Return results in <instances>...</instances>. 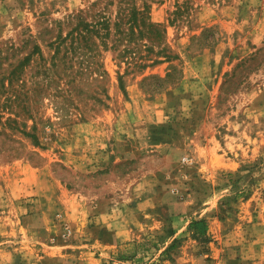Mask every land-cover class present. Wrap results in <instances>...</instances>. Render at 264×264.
I'll return each instance as SVG.
<instances>
[{"label": "rangeland", "instance_id": "374dc122", "mask_svg": "<svg viewBox=\"0 0 264 264\" xmlns=\"http://www.w3.org/2000/svg\"><path fill=\"white\" fill-rule=\"evenodd\" d=\"M115 4L146 10L162 44L63 39ZM23 165L115 195L133 238L90 249L66 194L29 192L0 203V264H264V0H0V169Z\"/></svg>", "mask_w": 264, "mask_h": 264}, {"label": "crops", "instance_id": "0c3cea01", "mask_svg": "<svg viewBox=\"0 0 264 264\" xmlns=\"http://www.w3.org/2000/svg\"><path fill=\"white\" fill-rule=\"evenodd\" d=\"M94 125L97 127L98 122L84 123L81 128L87 129ZM90 133L91 132L86 131L87 135L83 136V138L93 142L96 146H102L100 143L103 137L101 136V138H99L96 136L100 132H96L95 134L91 133V140L88 135ZM42 173L41 169L29 168L26 165H23L22 168L18 167L16 173L13 171L9 173L7 170L0 169V177L3 179H0V196H3V198L0 197V203L4 202L3 199H6L8 203H14V199L18 198L21 194L24 195V193L29 192H34V194L40 197V200L48 201V203L66 194L69 205L73 206L76 203L75 205L78 207L77 210L79 209L78 212L75 213L69 206L70 212L68 210L66 211V219L69 220L70 225L79 230L82 236L86 237L87 245L90 246V249L94 247V245H97L110 252L117 247L116 244H118L119 240L129 241L133 238H131V231L126 230L129 228V219H120L121 216L118 210L119 208L117 207L118 199H116L115 195L104 196L96 194L91 197H86L81 194L65 193L55 180H46L44 176H42L43 179H41ZM12 174L16 178L14 182L10 184L9 181L14 177ZM26 175L29 176L30 180L25 178L27 177ZM27 180L30 183H28ZM59 191L60 194H58ZM36 201H39V199ZM126 212L128 215L131 214L132 211L129 213L128 208ZM30 219L31 218L28 217L26 221L28 222ZM195 219L199 220L200 217ZM35 226L36 230H39L40 224L38 220L34 221V227ZM50 229L51 227H48V230Z\"/></svg>", "mask_w": 264, "mask_h": 264}, {"label": "trees", "instance_id": "16d2710c", "mask_svg": "<svg viewBox=\"0 0 264 264\" xmlns=\"http://www.w3.org/2000/svg\"><path fill=\"white\" fill-rule=\"evenodd\" d=\"M116 6L117 10L113 20H110V17L100 15V13H96L89 21L81 14L72 16L75 17V24L63 39L71 37V43L78 50L81 48L80 43L82 42L87 51H91L90 49L93 46L92 39H97L99 43L101 42L102 46L110 50H118V53H134V50L139 49L141 46L148 48L146 44H140V41L143 39L147 43L156 42L157 45L162 44L164 39L163 30L159 24L150 20L148 15L145 14L146 10L140 11L134 6H126L122 9L119 7V4H115ZM111 30H114L113 35L115 39L109 47L107 46V41L110 40ZM123 41L126 44L123 45L122 49H118L121 45L118 46L117 43L121 44ZM189 227L195 239L201 240V238H205L207 235L208 225L204 219L191 221ZM173 246L174 244L170 245L169 251L172 250Z\"/></svg>", "mask_w": 264, "mask_h": 264}]
</instances>
